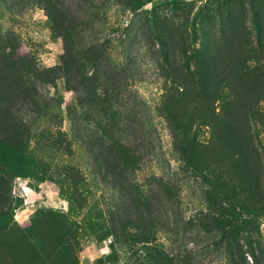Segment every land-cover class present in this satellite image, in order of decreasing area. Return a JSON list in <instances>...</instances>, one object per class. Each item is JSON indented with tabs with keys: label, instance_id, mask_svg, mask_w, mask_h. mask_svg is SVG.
Masks as SVG:
<instances>
[{
	"label": "rangeland",
	"instance_id": "rangeland-1",
	"mask_svg": "<svg viewBox=\"0 0 264 264\" xmlns=\"http://www.w3.org/2000/svg\"><path fill=\"white\" fill-rule=\"evenodd\" d=\"M2 98L36 165L14 219L83 180L74 264H264V0H0ZM125 207L144 227L100 239Z\"/></svg>",
	"mask_w": 264,
	"mask_h": 264
},
{
	"label": "trees",
	"instance_id": "trees-1",
	"mask_svg": "<svg viewBox=\"0 0 264 264\" xmlns=\"http://www.w3.org/2000/svg\"><path fill=\"white\" fill-rule=\"evenodd\" d=\"M25 102L0 99V246H6L8 251L14 252L12 259L15 263H18L17 258L35 264H74L76 258L73 249L82 226L73 218L83 209L87 197L81 188L83 180L72 169L57 178L59 192L67 200L66 212L51 208L39 209L24 223L17 222L13 217L19 203H15L11 196V181L15 176L33 175V168L36 167L33 159L26 155L28 138L23 136L19 128L21 120L18 111ZM123 152L125 154V150ZM97 156L100 169H109V154L101 150ZM131 189L137 196L142 194L137 187ZM130 197L132 204L138 203L137 197ZM125 212L124 216L118 214L120 223L114 219L110 223L107 220L104 226L97 220L98 217L93 219V230H103L100 239L107 235L116 236L118 232L123 234L128 227H144L146 218L142 217L141 212H138L140 215H134L131 208L127 207Z\"/></svg>",
	"mask_w": 264,
	"mask_h": 264
}]
</instances>
